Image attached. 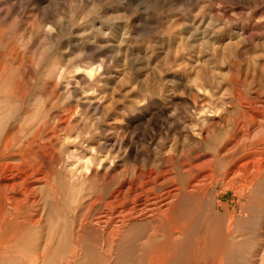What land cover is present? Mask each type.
Masks as SVG:
<instances>
[{
    "label": "rangeland",
    "instance_id": "rangeland-1",
    "mask_svg": "<svg viewBox=\"0 0 264 264\" xmlns=\"http://www.w3.org/2000/svg\"><path fill=\"white\" fill-rule=\"evenodd\" d=\"M73 2L0 0V141L8 138L14 148L0 162H19V147L29 143L35 149V170L44 179L36 189L33 214L23 209L21 225L10 224L3 234L16 232V239L1 250L0 264H148L161 246L170 247L168 264H264V168L243 207L222 181L231 147L226 131L240 124L245 134L250 129L245 110L257 98L264 103V0H112L104 17L139 12L130 22L96 20L74 31L66 15ZM180 6L191 11L180 14L175 11ZM201 9L203 14L197 15ZM221 17L232 23L213 35L216 27L223 28ZM214 18L218 23L205 36ZM172 20L182 27L166 34ZM194 32L184 48L181 43ZM241 36L248 42L231 51L229 44ZM204 39L216 47L201 49ZM81 52L72 67L102 59L110 64L97 81L103 85L98 95L109 96L103 105L76 88L80 81L91 90L83 74L68 80V61ZM168 53L173 55L162 78L163 93L145 95L143 81ZM126 59L132 79L124 76ZM69 91L73 98L65 103ZM110 100L124 103L99 125L97 136L91 120L103 115L105 105L112 110ZM39 105L46 113L43 123L28 125ZM241 145L235 156L243 166L255 145L248 140ZM92 148L98 156L121 149L126 155L109 157L110 165L105 161L95 168L89 159ZM141 171L144 177L137 181ZM150 173L153 179L165 173L172 179L156 195L179 189L174 214L110 237L97 223L105 211L101 205L122 181L136 180L141 186ZM195 182L204 195L186 194ZM164 235L178 241L173 246Z\"/></svg>",
    "mask_w": 264,
    "mask_h": 264
},
{
    "label": "bare ground",
    "instance_id": "bare-ground-1",
    "mask_svg": "<svg viewBox=\"0 0 264 264\" xmlns=\"http://www.w3.org/2000/svg\"><path fill=\"white\" fill-rule=\"evenodd\" d=\"M252 104L253 108L245 110L246 123H248L250 129L243 134L244 127H241L240 124H232L231 129L226 131V136L231 142V144H229L231 147L227 151L229 165L222 181L224 183L225 191H232L235 194L238 206L240 207L249 204L252 198V192L255 190L256 183L260 179L264 168V103L261 102V98H257ZM230 117L234 119L235 116L231 114ZM244 140L250 141L251 144L255 146L250 153H247V158H249L250 161L247 160L248 162L245 165L240 166L239 162L242 160L241 158L237 159L235 154L241 150V144ZM32 148L29 143L21 145L19 147L20 155L18 156L20 161L17 163L0 162V252L1 250L7 249L8 246H11L12 242L15 241L14 239H16V236L14 235L16 232L13 236H11L12 233L8 236L3 235L6 233L8 226L13 223L21 225L20 217L23 216V209H32L33 214V208H35V206L37 207L38 204L36 189L41 183H44V179L39 177V171L35 170L37 161L33 160L36 154L35 149ZM12 149L14 148L11 141L8 138H4L3 141H0V158L6 159L7 153ZM251 170L254 171L252 175L249 173ZM240 174L246 176L248 174L249 177L247 176L245 180H241L239 179ZM143 177L144 175L141 171L136 180L140 181ZM145 179L146 180H143L141 186L138 185L136 180L122 181L119 190L116 193L114 192L115 194L110 197V201L101 205L105 211L104 213L102 211L103 216L101 215L102 217L97 220V223L101 226H105L110 237H122L137 223L149 222L153 224L156 223V221L153 220L158 217H167L168 215L172 216V214H174L173 203H175L180 196V194L177 193L179 192V189H174L170 192L168 191L162 195H156L159 188L172 182L169 175L165 173L162 177L157 176L153 179V173H150L149 177H146ZM159 181L161 183L157 184ZM197 185L195 182V185L192 188L193 191H186V194L188 196H193L195 193L204 195L205 191L203 189H198ZM47 186L48 185H46V188ZM48 198H50V196ZM173 231L174 230L171 229V232ZM153 233L154 235H157L155 228ZM7 234L8 230L6 235ZM3 236H5V238H9L10 236V238L7 239V241ZM151 237L154 238L153 236ZM162 238L166 240L167 236L164 235ZM167 239H169L173 246L178 241L170 238ZM169 250L170 247L167 246L158 247L152 253L148 264H168L170 261ZM37 263L38 260H34L31 264Z\"/></svg>",
    "mask_w": 264,
    "mask_h": 264
},
{
    "label": "clouds",
    "instance_id": "clouds-1",
    "mask_svg": "<svg viewBox=\"0 0 264 264\" xmlns=\"http://www.w3.org/2000/svg\"><path fill=\"white\" fill-rule=\"evenodd\" d=\"M112 0H75V2L71 3L69 5L70 11L67 12V20L69 25L71 26V30H75L77 27L83 28L85 25H93L96 20H103L106 24H115L120 21L124 22H130L133 15H136L139 12V9H134L132 12V15L127 14H117L112 16L104 17L103 13L106 7L110 6ZM176 12L180 14H185L189 11H191L190 8L180 6L175 9ZM203 9L200 10V12L197 13V15H202ZM251 13H249L250 15ZM220 19L223 20V28L216 27L215 32L213 35H215L216 32L223 31L224 28H227L231 25L232 21L230 19H225L224 17H221ZM218 23L215 18L212 22H209L207 24V27L205 29V36H207V32L209 29H213L215 25ZM178 27H182V25H177L176 20H172L168 26H167V32L166 34H170L177 30ZM54 29L49 28V31H53ZM93 31L102 34L103 36H107L108 33H102L100 29H93ZM200 29L197 28L196 32H199ZM196 32L192 34V36H189L187 40L183 41L181 45L184 46V48L187 47L188 41H191L193 37L196 35ZM92 32H84L83 36L91 35ZM248 37L241 36L237 41L229 44L232 45V50H238L243 45H245L248 42ZM180 45V46H181ZM123 46V42L121 43V47ZM201 49L207 50L208 48H215L216 45L212 44L210 39H204L202 43L199 45ZM84 53L81 52L79 55L74 57L72 60L68 61V67L71 69L67 72L68 80H73L76 76L83 74L87 79L89 80V84L85 87L90 88L91 90H85L84 87L81 86L80 81H76V88L80 89L83 92V96L85 98L87 97H97V103L104 104V100L106 97H109L107 95H98L97 89L102 87L103 85L97 83L98 79L102 78V73L107 66H110L108 64V61L102 59L99 63L96 64H86L83 67H72L76 60H79L83 57ZM173 53H168L164 56V58L155 65V67L152 68L149 76L143 81L144 84V94L145 95H152L153 93H163L164 91V83L162 81L163 76L166 72L169 71V66L171 64V60L169 59L170 56H172ZM120 53L117 52L115 54V57H119ZM113 57V59H115ZM125 69H127L124 73V76H130L132 79L133 73L132 70L129 68V60H125ZM163 73V75H161ZM95 85V86H93ZM72 87L71 83L68 84V88L70 89ZM138 88V86H136ZM139 90V88H138ZM73 98L71 91L67 93V101L71 100ZM112 105V110H109L108 105H105L103 115H95L94 119L91 120V131L94 132L95 135H100V128L99 125H102L105 123L108 115L112 113L117 105L123 104L124 102L122 100H110L109 102ZM137 103H140V101H137ZM173 112L172 115H174ZM46 116V113L43 112V105H39L36 108V111L28 118L27 124L31 125L33 123H36L39 121L40 123H43L41 120V115ZM123 137H120L118 140V143H122ZM92 156L89 157L93 161V166L95 168H99L102 164V162L107 161L109 165L111 164V160H109V157L116 158L117 156L121 159V152L126 155V149H121V152H117L115 155L111 151H109L107 154L103 156H98L97 149L92 148L91 149ZM264 256V255H262Z\"/></svg>",
    "mask_w": 264,
    "mask_h": 264
}]
</instances>
